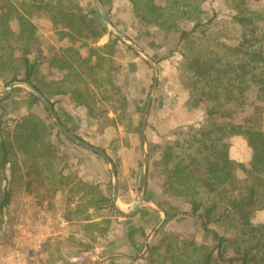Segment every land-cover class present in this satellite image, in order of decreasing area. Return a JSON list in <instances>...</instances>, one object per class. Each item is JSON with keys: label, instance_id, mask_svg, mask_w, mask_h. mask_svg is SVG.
Returning <instances> with one entry per match:
<instances>
[{"label": "trees", "instance_id": "1", "mask_svg": "<svg viewBox=\"0 0 264 264\" xmlns=\"http://www.w3.org/2000/svg\"><path fill=\"white\" fill-rule=\"evenodd\" d=\"M129 2L137 30L159 42L179 34L180 47L176 50L182 60L178 80L187 93L186 107L201 112L192 122L172 130L168 136H184L158 146L159 158L150 166L161 180L162 195L171 197L183 215L196 218L204 235L213 234L216 241L210 246L198 242L195 236L183 238L178 232H165L159 243L148 244L144 255L131 264H264V224L252 222L253 214L264 209V106L258 99L251 103L247 99L254 86L264 94V44H259L264 42V33L247 35L252 19L236 14L232 20L244 29L239 43L231 45L220 35H207V28L215 21V15L208 17L203 9L208 0ZM37 14H42L50 26L49 36L33 22ZM106 33L91 0H1L0 82L4 86L15 80L33 84L54 109L58 97L67 96L85 109L87 123L102 137L108 129L124 125L128 112V81L117 64L120 50L137 57L111 33L107 44L97 46ZM53 42L61 45L55 47ZM1 104L0 231L15 194L42 182L46 172L55 168V177H60L40 199L50 210L60 211L59 221L68 229L80 222L90 242L106 244L109 230L102 227L101 219L105 214L122 217L114 211L111 196L82 179L76 186L71 185L74 176L63 175L68 157L60 154L59 143L68 140L56 130L58 142L52 141L56 127L48 114L50 121L46 122L29 111L8 131ZM248 107L252 111H247ZM234 136H241L251 149L249 167L229 157ZM239 169L245 172L244 178L238 176ZM39 190L29 189L37 197ZM87 203L99 212L95 218L82 216ZM223 221L229 222L233 240L226 232L220 234L210 227ZM62 231L43 243V250L48 252L52 242L58 240L57 255L51 264H82L84 261H72L73 252L86 253L90 247H84L83 240L72 233L61 237ZM77 242L81 245L70 249L72 253H64L59 247L61 243ZM229 242L231 255L225 253Z\"/></svg>", "mask_w": 264, "mask_h": 264}, {"label": "rangeland", "instance_id": "2", "mask_svg": "<svg viewBox=\"0 0 264 264\" xmlns=\"http://www.w3.org/2000/svg\"><path fill=\"white\" fill-rule=\"evenodd\" d=\"M238 5L241 6L237 7ZM203 9L207 10L208 17H212L213 15H215V21L209 28H207V35H220L223 41L228 44L235 45L239 43L241 41V35L244 30L238 23H235L232 20V15L241 14L252 19L253 24L252 26H250L249 30H246L247 35H262V33H264V0H208V2L203 5ZM33 22L39 27L41 33L49 36L47 30L50 29V26L47 24V21L44 19V16L42 14H37L36 16H34ZM251 28L256 29V31L252 33ZM128 31L131 35L134 36L135 40H137V36L139 34L136 27ZM178 41L179 34H175L169 40H166L161 44L164 45V51L161 52L163 54H161L162 56H160V61L164 62L163 64L165 66L171 65L175 62H179V60H174L171 58L173 57L171 55L172 49H174V47H180ZM259 44H264V42ZM53 45L55 47H58L59 45H61V43L59 44L57 42H53ZM184 48L185 47H181L180 49L185 50ZM123 53L119 55V57L123 55L122 57L125 58L126 55H131V52L125 50ZM262 72L264 73V69H262ZM162 74H166L165 69H163ZM125 78L127 79V81L130 80V77L128 76H125ZM133 81L135 82V79ZM6 86H4L0 82V92ZM150 86L151 79H147L145 85L141 87V93H139L140 100L139 102H137V114L135 113V118L133 119V121H131L133 125L135 124L136 132L138 130L137 122H140L141 112L144 107L145 99L147 97ZM128 92L130 98V110L135 106L134 102L132 101H135L136 99H138V97H131L132 95L136 94V90L133 91V89H129ZM15 93V96L21 97V100L26 101L27 103V105L23 107V110H35V113L46 119L48 122L50 121L47 117V112L39 101L32 99L30 96L20 91L19 89H17ZM262 96L264 97V94L261 95L258 88L254 86L248 92V103L259 100L261 105L264 106V100H260ZM9 103L10 102H6L5 105L9 106ZM247 111H252V108L248 107ZM130 114L131 112H129V115ZM178 115L180 118L183 113L178 111ZM11 122V120H5L4 127L8 131L12 126ZM75 131L83 136L85 140H89V142H91V144H93L94 146L101 145L106 148L112 156L111 158L113 159V162L121 172H123L124 170V164L126 165V161L129 155L128 147L131 146L130 143L132 142L133 138L135 142L136 156L138 158L137 169L135 170V173L133 175L134 181L132 185L121 183L119 187L120 203L122 205H131L138 193L141 176L142 154L138 137L135 136L134 139L132 135L123 133L120 136L123 140V147L121 149L116 145H110L107 141L109 138L108 136L106 139H104V137H99L98 135L90 134L88 136L87 130L84 131L81 128H76ZM183 136V133L182 135L176 134L169 140L176 141L182 139ZM156 141V137H149L148 148L151 163L152 161L159 158V151L157 148L158 146L163 145V142L159 144V142ZM55 142H58L57 138H55ZM74 145L75 144H72V142L70 143L66 140H62L59 143L60 154L62 153L66 157H68V163H71L74 160H79L83 165L80 170L78 168L74 169V167H72V172L68 173V171H66V175H68L69 177L74 176V182L71 185L76 186L78 184V180L82 178L80 175H84V177L86 176L85 178L91 175L92 179H95L93 180L91 185L95 184L100 188L102 193H104L106 196H111V186L109 183V171L107 165H105L103 160L98 156L95 157V155L93 154H86L85 152H83V150H81L79 146ZM246 145L247 144L244 140L237 139L232 145L231 149L232 156L234 158H237L240 161L239 163L243 164L244 167H249V163L252 159V152L248 146L246 147ZM247 151H249V154ZM81 153H85L86 156L91 155L94 159H96V164H94L93 160H90L88 156H82ZM73 164L75 165V162H73ZM126 170L129 171L128 169ZM126 173L127 178L132 174L130 172ZM55 174V168H52L44 175L43 182L46 181V183H34V185L32 183L31 185L26 187L27 190H23L15 194L14 198L12 199L11 205L5 212L6 216L4 217V223L0 231V264H51L55 260V256L57 255L55 247L59 245V243L57 242L58 240H54L52 242V246L48 252L43 250V243L48 237H54L59 230H63V234H61V237H66V235L72 233L76 235V237H78L81 241L83 240L81 244L84 247L87 245L90 247V250H88L85 254L78 253L75 250L73 252L75 254L72 257V261L74 263L83 262L84 259L88 258L98 260L113 253L128 255L129 257L136 256L140 258L142 255H144L147 249V247L145 248V244L147 241L148 244L151 245L157 244L159 243L165 232L172 231L180 233L183 238L195 236L198 242H204L205 244H208L210 246L216 244L213 234H208L207 236L204 235L200 223L196 218L183 215L182 209L178 207V204H176V202L173 201L171 197L162 195L160 187L161 180L157 175L156 169H154L153 166H150L149 172L148 197L150 201L154 202L157 205V207L162 209L165 208L168 212V218L170 219H167L166 222H164L158 229H156V226L158 225V223H156L157 221H155L154 223L149 222L147 228H144L143 220H145L146 218L147 211L145 212V215L133 219H122V217L119 216H111L109 214H105V217L101 219V225L102 227H107V229L109 230L108 234L106 235L107 243L101 244L90 242V239L86 238V232L81 231L83 229V226L80 224V222L73 224L74 226L72 227V230L68 229L69 226L67 224L59 221L61 215L60 211L50 210L46 202L40 199L44 191L48 187H50V185L52 186L53 184H55L56 180L59 179L60 176L58 175L56 178ZM238 176L240 178H244L245 172L242 169H239ZM120 178V180L122 181L125 176L121 174ZM33 187L40 188L39 197L33 195L28 191ZM86 198L87 197H85V199ZM84 202L85 200L80 202L81 205L84 204ZM74 204L75 206H72L73 208L77 206L76 202ZM91 206L92 205H88V203L86 206H84L82 213L83 217L90 216L91 218H95L99 214V212L92 209ZM100 213H102V211ZM210 227L220 234L226 232L225 235L230 240H233V236L228 230V221H223L221 222V224H214ZM155 229L157 230L156 233H154ZM230 243L231 242H229V244L227 245V249L225 250V253L227 255L232 254ZM76 244L81 245L79 244V242L69 244L61 243L59 247L60 249L62 248L64 253H67L68 251L71 252L70 249H75ZM118 257L120 256H116V258H113L111 260V264H129V262Z\"/></svg>", "mask_w": 264, "mask_h": 264}, {"label": "crops", "instance_id": "3", "mask_svg": "<svg viewBox=\"0 0 264 264\" xmlns=\"http://www.w3.org/2000/svg\"><path fill=\"white\" fill-rule=\"evenodd\" d=\"M92 1V0H91ZM112 23L122 32H124L127 36L131 35L130 32L128 30L133 29L137 26L136 21L134 19V14L133 11L131 9V5L129 0H101ZM93 2V1H92ZM94 4V2H93ZM94 8L96 10V7L94 5ZM97 11V10H96ZM101 20V18H100ZM102 22V20H101ZM104 25V24H103ZM109 32V31H108ZM138 38L137 40H135L134 36L132 39L130 36V38L132 40H134L156 63H157V67H158V85L156 87V90L154 91V95H153V101H152V105H151V110H150V115L148 118V123H147V142L149 144V137L150 136H154L157 138L156 142L160 143H164L165 141H168L171 137L168 136L172 130H174L175 128H177L179 125H183L186 124L188 122H192L195 118H197L201 112L199 111H191L186 107V100H187V93L186 91L180 86L179 80H178V68L180 66V60H181V56L179 55V53L177 52L176 48L174 47V49H172L173 51H171V55L173 57H171L174 60H179V62H175L171 65H164V62L160 61V56H162L161 52L164 51V45H161L163 42H159V40L152 36L149 35L147 33H145L144 31H140L138 30ZM137 35V34H136ZM109 33L104 34L97 42V46H103L105 44L108 43L109 41ZM139 39V40H138ZM127 47V46H126ZM131 50V49H130ZM132 51V50H131ZM124 52V50H120L119 55H121ZM124 54V53H123ZM131 55L128 56L126 55L125 58H123L122 56L119 57L118 55V59H117V64L120 66L121 69V73L124 76H128L130 77V80L127 82L126 85V95H127V101H128V112L126 115V121L124 123V125H119L116 129L114 128H110L108 129L103 135L102 137H104V139L108 138V142L110 145L114 146H118L122 149L123 147V140L120 137L123 133L128 135H132V137L135 136L138 137L139 142H140V133H139V127H140V123L138 126V130L136 132L135 129V124L133 125V123H131V121H133V119L135 118V113L137 114V105L140 100L139 96L141 93V87L145 85L147 79H151V83H152V70L149 67V65L147 63H145L142 59H140L138 56L135 57L132 55V53H130ZM150 69V70H149ZM163 69H165L166 74H162ZM151 72V73H150ZM135 79V82L133 81ZM132 90L135 91L136 90V94L132 95V98L138 97V99H136L134 102V108L129 110V92L128 90ZM20 91L24 92L27 94L26 91L19 89ZM15 91L13 92V94L10 96L9 99L2 101V108L4 109V114H3V119H4V123L5 120H11V124L13 127V124L15 121L19 120L23 115L27 114L29 111L34 112L35 110L32 109H25L23 110V107H25V105H27L26 101H22L21 97L19 96H15ZM59 102L56 105L55 111L59 117V119L61 118V121H63L66 125L67 128L71 129L75 134V135H79L81 136L76 130L77 129H82L84 131L87 130V133L92 134V135H97V133H95V127L90 126L87 123V118H86V111L85 109L81 108L80 106H78L74 101H72L70 98H68L67 96H62V97H58ZM10 100V101H9ZM146 100V99H145ZM6 102H10L9 106H6L5 103ZM60 107V109H59ZM143 111V109H142ZM178 111H180L181 113H183V115L179 118L178 115ZM129 112H131V114L129 115ZM2 114V110L0 107V115ZM142 114V112H141ZM180 114V113H179ZM110 116H114L113 113L109 114ZM153 118V119H152ZM46 120V119H45ZM46 122H48L46 120ZM56 130L57 129H53V137H52V141L55 142V134H56ZM165 136H168L164 139ZM83 138V136H81ZM241 138V139H240ZM239 139V140H244L241 136H234L231 139V146H230V155L229 157L232 160H235L237 162H240L237 158H234L232 156V145L234 144V142ZM85 140V138L83 139ZM86 141V140H85ZM101 141V140H100ZM245 141V140H244ZM246 142V141H245ZM131 146L128 147L129 149V155H128V159L126 161V165L124 164V170L123 172L120 171L119 168H117V177H118V191H119V187L121 185V183H126V184H133V175L135 173V170L137 169V164H138V158L136 156V148H135V142L132 138V142L130 143ZM158 144V143H157ZM247 144V143H246ZM75 146V145H74ZM77 146V145H76ZM248 145H246L247 147ZM149 147V145H148ZM102 149V148H101ZM248 149V148H247ZM246 149V150H247ZM83 152H85L86 154H92V152H89L85 149H82ZM103 150L110 156V153L107 151L106 148L103 147ZM249 150V149H248ZM249 154V151H247ZM85 153H81L82 156L87 157L91 160H93L94 164L95 160L91 155H85ZM97 157V156H95ZM101 158V157H99ZM102 159V158H101ZM112 159V158H111ZM103 160V159H102ZM113 160V159H112ZM73 162H75V165L73 164ZM103 162L105 163V161L103 160ZM115 164V163H114ZM105 165H107L105 163ZM116 166V165H115ZM72 167H74V169H81V167H83L82 162L79 160H74L71 163L69 162L68 165L63 168V175L66 176V171H68V173L72 172ZM128 169L129 171H127L126 169ZM142 168V166H141ZM58 170V169H57ZM79 172V171H78ZM126 172H130L132 173L130 176H126ZM149 172H150V167H149ZM80 173V172H79ZM121 174H123L125 176L124 179H122V181L120 180L121 178ZM82 178V180L86 183H88V185H90L93 180L91 175H89L87 178L84 177V175H80ZM95 178V177H94ZM149 178V176H148ZM44 180V179H43ZM40 183H46V181H42ZM109 183H110V179H109ZM39 184V182H38ZM130 185V186H131ZM148 183H147V190H146V201H148L149 203H151V205H153V207L150 206H142L139 211L131 216V217H126V216H122V219H133V218H138L140 216L145 215V212L147 211L146 214V218L145 220H143V224H144V228H147L149 222H155L158 223V225L156 226V229H158L164 222H166L168 218V212L165 208H159L157 207V205L149 200L148 197ZM47 190V189H46ZM29 191V190H28ZM30 192V191H29ZM45 192V191H44ZM154 208H158L161 211H158L157 209ZM119 214V213H118ZM156 216V217H154ZM167 217V219H163V217ZM252 222L254 224H264V209H260L257 210L252 217ZM155 229V232H157V230ZM85 254V253H84ZM116 256H120L118 258L123 259L127 262H129V264H131V262L135 261L138 257H129L128 255H123V254H117V253H113V254H109L101 259L95 260V259H84V262H80L82 264H111V260L113 258H116ZM94 258V257H92Z\"/></svg>", "mask_w": 264, "mask_h": 264}, {"label": "water", "instance_id": "4", "mask_svg": "<svg viewBox=\"0 0 264 264\" xmlns=\"http://www.w3.org/2000/svg\"><path fill=\"white\" fill-rule=\"evenodd\" d=\"M96 7V10L102 20V23L107 28L109 33L115 35L121 43L131 49L140 59H142L145 63L149 65L152 70V83L149 88L143 111L140 118V147L142 154V168H141V176L140 183L138 188V193L136 198L132 202L131 205H122L119 201V191H118V177L116 166L111 159V157L101 148L96 147L87 141L81 139L80 137L73 134L70 130H68L60 121L55 109L51 105L50 101L38 90L34 87L33 84L22 81L15 80L7 84V86L0 92V102L6 100L14 90L22 89L26 91L28 94L35 97L45 108L48 116L54 123L58 132H60L64 138L68 141H71L73 144L79 146L82 149H85L89 152L96 153L99 157H101L105 163L107 164L109 171V179L111 186V205L116 213H119L126 217H131L135 215L142 206H150L151 203L146 201V190L149 176V167H150V158H149V148L147 142V123L150 115L151 105L153 101L154 91L158 85V67L157 63L129 36H127L124 32L119 30L111 21L103 3L101 0H92ZM158 211L163 212L162 210ZM164 213V212H163ZM163 219H167V217H163ZM148 245V241L145 244V248Z\"/></svg>", "mask_w": 264, "mask_h": 264}]
</instances>
